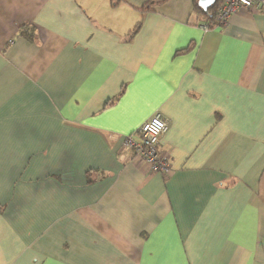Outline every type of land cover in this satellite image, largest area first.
<instances>
[{"label":"crops","instance_id":"0c3cea01","mask_svg":"<svg viewBox=\"0 0 264 264\" xmlns=\"http://www.w3.org/2000/svg\"><path fill=\"white\" fill-rule=\"evenodd\" d=\"M149 1L0 0V264H264V13Z\"/></svg>","mask_w":264,"mask_h":264},{"label":"built area","instance_id":"2783aa9c","mask_svg":"<svg viewBox=\"0 0 264 264\" xmlns=\"http://www.w3.org/2000/svg\"><path fill=\"white\" fill-rule=\"evenodd\" d=\"M241 11L264 13V0H224L217 11V25H227L231 16ZM167 127V120L161 113L155 112L139 126L136 140L129 136L123 143L124 148L131 150L134 157L144 163L151 173H169V154L159 148L160 138Z\"/></svg>","mask_w":264,"mask_h":264},{"label":"trees","instance_id":"16d2710c","mask_svg":"<svg viewBox=\"0 0 264 264\" xmlns=\"http://www.w3.org/2000/svg\"><path fill=\"white\" fill-rule=\"evenodd\" d=\"M167 0H152L146 3L142 7V11H148L151 6L160 5ZM200 0H193V8L194 10L204 17L205 20L210 22L209 26H212V23L214 22V25L217 23L216 15L219 7L223 3L224 0H214V2L209 5L206 9H203L202 6L199 3ZM139 30V25L136 26L131 35L133 36L137 31ZM19 34L20 37H24L27 40H30V42L33 39V29L30 27L20 26L19 28Z\"/></svg>","mask_w":264,"mask_h":264},{"label":"water","instance_id":"95a60500","mask_svg":"<svg viewBox=\"0 0 264 264\" xmlns=\"http://www.w3.org/2000/svg\"><path fill=\"white\" fill-rule=\"evenodd\" d=\"M214 0H200L199 3L203 9H206L209 5H211Z\"/></svg>","mask_w":264,"mask_h":264}]
</instances>
